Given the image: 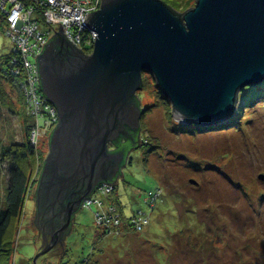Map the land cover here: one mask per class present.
Listing matches in <instances>:
<instances>
[{"label":"water","instance_id":"1","mask_svg":"<svg viewBox=\"0 0 264 264\" xmlns=\"http://www.w3.org/2000/svg\"><path fill=\"white\" fill-rule=\"evenodd\" d=\"M101 2L84 21L96 34L91 53L53 23L50 40L57 36L35 58L42 93L59 117L36 191L55 241L81 203L120 173L123 154L108 145L141 126L143 109L133 99L144 73L185 125L226 120L240 91L264 81V0H196L184 13L162 0Z\"/></svg>","mask_w":264,"mask_h":264},{"label":"rangeland","instance_id":"2","mask_svg":"<svg viewBox=\"0 0 264 264\" xmlns=\"http://www.w3.org/2000/svg\"><path fill=\"white\" fill-rule=\"evenodd\" d=\"M162 1L180 13L196 3ZM12 49L11 38L0 26V86L7 97V106L0 104V144L32 143L36 156L34 167H28L35 180L50 154L51 129H41L35 136L34 126L29 136L25 130V117L31 115L24 105V92L20 95L7 84L3 74V59ZM142 80L145 86L137 95L145 110L139 121L143 145L131 153L132 162L123 168L117 192L129 218L141 207L138 194L159 188V195L164 194L155 212L149 217L142 214L137 223H125L123 214L116 211L111 213L113 224L104 226L94 218V206H83L63 250L53 245L40 253L43 236L36 220L37 189H31L10 240L9 264H75L90 256L94 245L95 258L87 264H264V85L244 93L243 88L232 118L219 121L224 124L216 129L199 131L195 124L181 130L171 102L152 74L144 73ZM254 93L256 98L250 97L248 103L246 98ZM9 167L8 160L0 163V206L6 202ZM95 197L108 198L101 193ZM102 211L109 219L107 206Z\"/></svg>","mask_w":264,"mask_h":264},{"label":"trees","instance_id":"3","mask_svg":"<svg viewBox=\"0 0 264 264\" xmlns=\"http://www.w3.org/2000/svg\"><path fill=\"white\" fill-rule=\"evenodd\" d=\"M170 8L172 10H175L171 6H170ZM175 11L179 12L177 10H175ZM0 26H3L1 20H0ZM88 33L89 32L86 31L85 34L88 35ZM86 35H85V37L88 38ZM55 36H57V35H55ZM55 36H53L52 40H54ZM84 53H88V52H84ZM17 56H18L17 52L15 53V51H13V49H12V52L8 56H6V58L3 59L4 60L3 63L6 66V71L3 74L5 75L6 83L9 85H12L13 88L18 90L19 94L21 95V92L23 91V88H24L23 81H24L25 75L23 72H19L20 71L19 63H13L12 62V60ZM260 85H264V81H262L260 84L249 85L247 88H245L243 93L245 91H249V90H252V91L255 90L256 91V89L254 87H258ZM144 86H145V81L143 82L141 90L144 88ZM258 88H260V87H258ZM240 95H242V94L240 93ZM255 96H256L255 93L249 94V96L246 98L248 103L250 102V99L252 97L256 98ZM6 98L7 97L4 93L3 87L0 86V104L7 106V104L5 102ZM133 102L139 103L141 105L140 98L137 94L135 95ZM144 112H145V110H143L141 118L144 116ZM28 114H29V112H28ZM40 114H43V115L41 116L40 119L37 120L39 122L38 126H40L42 128L46 127L48 129L49 126L46 124L51 123L53 119L49 118L48 113L46 111L43 113H40ZM232 117H233V115L230 116V118H232ZM25 118H26V120L24 121L25 130H27L26 132L29 136L32 133V132H30L32 130V129H30L31 126H34V128H35V126L37 127V121H35L36 118L33 116H31V118L29 116H26ZM222 124H224V123L223 122H216L215 124H212V125H201V126L199 125L197 127V129L196 128L195 129L199 130V131H205V129H213V128L216 129V127H218ZM177 125H180V124H177ZM51 126H52V123H51ZM55 126H56V124L55 125L53 124V128L49 127L51 129V131L48 132V133H50V136L48 138L49 146H50V142H51V140H50L51 139V133H53ZM184 126H186V125H183V124L180 125L181 130L182 129L185 130L186 127L184 128ZM186 130L188 132L190 131L189 129H186ZM140 135H141V126L139 127V129H137V131H134V130H131L128 128V129H126L125 135L119 136L117 141H115L114 143H109V145H108L109 151H112L114 153L118 152L120 154H123V160H124L123 163L120 165V173L117 175L116 179H114L112 182L106 183V184H109V186L111 185L110 187H112L111 188L112 192L109 194H106L108 196V198H106L105 201L100 200L101 207L97 206L96 202L95 203L92 202V203L88 204V202L83 201L80 205V207H81L80 210L83 209V206L89 207L90 209H93V206L95 207L93 214H94V218H96L98 224H99V222H100V224H103L104 226L113 224V222H112L113 218L111 217V213H114L116 211H117V213L119 211L120 214H123L122 216L125 217L124 216V206L121 204L120 195L117 192V189H118L117 181L123 175V171H122L123 168H125L127 166V164H130L132 162V159L130 157L131 153L134 151H137L140 148V146L142 144V142H141L142 140H141ZM33 150L34 149H33L32 143H30V141L28 143H24V144H14L12 147H4L0 144V163L4 162V160H8V161H10V165H11V167H9V170H8L9 179H8L7 190H6V194H5L6 202H5L4 206H0V264H9V261H10L9 256H10L11 251L13 250V247H12L13 245L11 244L10 240L13 238L14 228H15L16 224L18 222H20L19 219L24 214V211H25L24 207L26 204L27 195H29L31 189H38V183L40 181V178L42 176L41 175L42 171H43L44 166L46 164L45 160H44L43 165H42V167L39 171V174H38L39 176H37V178H35V180H34L33 175L31 173L32 172L31 168L34 167L33 163L35 162L36 152H34ZM30 165L32 167H28ZM196 184L197 183H195V185ZM104 185H105L104 183H101L94 190V193H93L94 201L96 199L95 196H98L97 194L99 193L100 189L105 187ZM141 193L138 195L141 196L142 202L141 201H139V202H140V206L141 207L144 206V207L143 208L140 207L137 209V211H134V213H133V215H131V217H129V218L125 217L123 219V221L125 223H128L129 220L131 221V223H137L139 217H141V218L143 217L142 214H144L146 217H149V215L152 214V212L153 213L155 212L156 208L159 205V202L162 201V196L164 194V192H163L162 195H159L160 194L159 188L158 189L153 188L149 191H143ZM138 195L136 196L137 201L140 200V199H138ZM35 196H36V192H35ZM102 205L104 206V208H106V206H107V208H112L111 211L110 210L107 211V213H108L107 216L109 217V219H107L106 214L102 211V208H103ZM76 214L73 216L71 228L69 229V231L67 233L62 234L61 237L59 236L56 239V240L59 239V242H57L54 240L55 237H53L54 228H52L53 227L52 224L50 226L48 224H45V223H48L47 222L48 220H46V218L45 219L43 218L44 220L42 219V217L45 214L43 213V211L41 212L37 209L36 220L38 222V228L39 227L41 228L42 226H44L45 229H47L46 232H44L45 235L42 234V232H41L43 238L45 237L47 239V241H45V240L43 241L42 245L44 244V246L46 247V246H49L50 243L56 244L55 246H58V250H60L61 248L63 250L62 245L63 244L65 245V243H66L65 241H66L67 237L73 232V227L75 225V219L74 218H75ZM95 214H97V216ZM106 219H107V221H106ZM106 223H107V225H106ZM142 225L147 227V225L144 223ZM97 227L98 226H96V228ZM108 228L109 227L104 228L105 229L104 234L106 236H107V233H109ZM127 228H128V226H127ZM130 229H132V228L130 227L129 231H130ZM133 231H136V229H134V227H133ZM143 232L144 231L142 230L141 233H143ZM145 232L147 233V231H145ZM135 233L138 234L137 232H135ZM176 234H178V232H176L174 234V236ZM98 235H97V237H99ZM42 236H41V241H42ZM95 238H96V236H95ZM100 244H101V241L99 243L97 242V245H100ZM95 248H96V246L94 245V247L90 251L94 252ZM54 249L55 248H53V250ZM93 252H91L92 254L90 256L86 257V259H84L83 261H79L78 263H75V264H87L89 259L95 258ZM64 253H65V255L64 254L61 255L60 260L63 259L65 256H67V254H66L67 249L64 250ZM61 262H62V260H61Z\"/></svg>","mask_w":264,"mask_h":264},{"label":"built area","instance_id":"4","mask_svg":"<svg viewBox=\"0 0 264 264\" xmlns=\"http://www.w3.org/2000/svg\"><path fill=\"white\" fill-rule=\"evenodd\" d=\"M101 1L0 0V20L5 27L7 36L12 40L13 51L17 52L18 55L12 62L19 63V72H23L25 75L23 81L24 105L29 114L36 118V121L43 115L40 113L46 111L49 118L53 119L52 126L51 123L46 124L51 128H53V124L57 126L59 117L55 106L49 103L42 93L38 82L36 54H41L43 45L51 39L53 29L50 25H53V23H61L64 26V33L76 48L91 53L96 34L87 29L84 21L88 13L97 11L100 8ZM86 31L89 32L88 35L85 34ZM38 123L37 121V127L34 128V136L39 134L41 129L47 130L46 127L38 126ZM104 186L99 191L103 195L108 194L107 192H110L112 188L111 185L109 186L106 183ZM85 202H88V204L96 202V205L101 207L99 197H96L94 201L92 196ZM109 210L111 211L112 208H108Z\"/></svg>","mask_w":264,"mask_h":264},{"label":"flooded vegetation","instance_id":"5","mask_svg":"<svg viewBox=\"0 0 264 264\" xmlns=\"http://www.w3.org/2000/svg\"><path fill=\"white\" fill-rule=\"evenodd\" d=\"M52 42V40H50L49 42H48V44L47 45H49L50 43ZM42 231H44V232H46L45 230H43L42 229ZM44 235H45V233H44ZM61 237V236H60ZM46 241V240H45ZM57 242H59V240H57Z\"/></svg>","mask_w":264,"mask_h":264},{"label":"clouds","instance_id":"6","mask_svg":"<svg viewBox=\"0 0 264 264\" xmlns=\"http://www.w3.org/2000/svg\"><path fill=\"white\" fill-rule=\"evenodd\" d=\"M54 130H55V127H54ZM54 130H53V131H54ZM51 134H52V133H51Z\"/></svg>","mask_w":264,"mask_h":264},{"label":"bare ground","instance_id":"7","mask_svg":"<svg viewBox=\"0 0 264 264\" xmlns=\"http://www.w3.org/2000/svg\"><path fill=\"white\" fill-rule=\"evenodd\" d=\"M185 128V127H184Z\"/></svg>","mask_w":264,"mask_h":264}]
</instances>
